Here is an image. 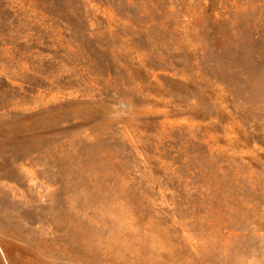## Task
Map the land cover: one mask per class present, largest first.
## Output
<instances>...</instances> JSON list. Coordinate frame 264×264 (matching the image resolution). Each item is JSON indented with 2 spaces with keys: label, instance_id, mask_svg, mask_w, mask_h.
<instances>
[{
  "label": "rangeland",
  "instance_id": "obj_1",
  "mask_svg": "<svg viewBox=\"0 0 264 264\" xmlns=\"http://www.w3.org/2000/svg\"><path fill=\"white\" fill-rule=\"evenodd\" d=\"M0 264H264V0H0Z\"/></svg>",
  "mask_w": 264,
  "mask_h": 264
},
{
  "label": "trees",
  "instance_id": "obj_2",
  "mask_svg": "<svg viewBox=\"0 0 264 264\" xmlns=\"http://www.w3.org/2000/svg\"><path fill=\"white\" fill-rule=\"evenodd\" d=\"M99 2H102V1H99Z\"/></svg>",
  "mask_w": 264,
  "mask_h": 264
}]
</instances>
